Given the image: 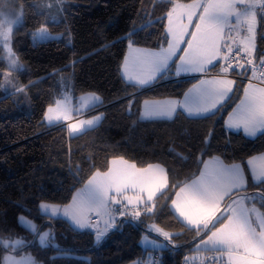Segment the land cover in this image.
Segmentation results:
<instances>
[{"label":"snow or ice","instance_id":"obj_1","mask_svg":"<svg viewBox=\"0 0 264 264\" xmlns=\"http://www.w3.org/2000/svg\"><path fill=\"white\" fill-rule=\"evenodd\" d=\"M56 2L57 11H63V0ZM156 6L163 13L157 17L164 29L161 44L158 48L136 47L133 37L141 29L134 27L123 38L127 39L132 55H126L119 66L122 80L126 87L142 91L170 74L175 65L177 76L185 74L195 83L183 92L182 98L144 100L139 119L172 123L181 118L189 123L211 120L225 110L235 95L238 97L235 106L226 118L221 116L224 121L221 134L228 133L231 137L234 133L240 141L257 138L258 134L264 137V52H260L257 42L258 35L264 41L257 27L258 18L264 19V0H191L190 3L163 0L160 5H153ZM47 7L52 9L53 5ZM23 15V6L16 11L10 0H0V45L8 64L0 88L10 85L15 89L12 95L25 91L24 86L16 85L9 76L11 71L22 67L13 49V37L14 27L22 24ZM32 37L34 44L53 38L44 25ZM134 99L133 94L128 100L129 115ZM81 100V107L74 108L67 96L56 99L44 111L43 121L55 126L61 120L71 121L73 113L82 115L84 108L103 104L95 93H88ZM103 119L104 114L100 113L68 122L69 135L91 130ZM215 138V125L202 138L197 137L199 155L194 157L195 168L182 179L180 173L163 163L139 166L123 156L108 159L106 170L91 165L95 170L86 179L79 176L81 168L77 166L73 179L76 183L83 181V187L73 191L65 204L41 201L39 212L50 221L68 223L72 231L91 229L90 234H94L99 244L120 224L139 225L143 217L158 219L167 210V215L181 228L195 232L200 241L198 252L215 254L214 264H264V152L247 155L245 161L243 155H237V151H244L245 144L238 142L233 147V140L228 138L222 151L213 147ZM175 158L186 164L189 156L176 153ZM69 172L72 174L71 168ZM249 187L258 192L249 194ZM162 197L164 202L157 207ZM117 216L122 219L117 221ZM18 223L30 232L33 240L12 233L0 235V248L6 253L0 264H41L25 252L27 247L36 248L37 240L39 248L51 245L57 249L58 256L67 255L54 243L50 225H38L23 215L18 217ZM148 232L163 237L172 247H176L174 241L180 235L165 231L155 222L148 226ZM148 243L156 248L164 246L155 239ZM133 264H158V261L149 256Z\"/></svg>","mask_w":264,"mask_h":264},{"label":"trees","instance_id":"obj_2","mask_svg":"<svg viewBox=\"0 0 264 264\" xmlns=\"http://www.w3.org/2000/svg\"><path fill=\"white\" fill-rule=\"evenodd\" d=\"M10 1L23 6L22 24L14 28L13 49L23 65L17 76L25 87V94L12 95L0 88V235L12 233L33 240L30 232L18 223V217L23 215L38 225H50L54 243L67 252L58 256L56 248L51 245L39 248L37 242L36 248L25 249L43 264H126L144 257L146 251L141 239L148 232V225L155 222L166 231L180 233L174 241L176 247L169 244L159 258L157 256L158 264H181L184 254L191 251L199 239L194 231L181 228L167 215V210L158 219L143 217L139 225L124 222L97 244L91 230L72 231L68 223L50 221L39 212V204L41 201L67 203L72 192L83 184L73 179L76 167L81 168L79 176L86 179L90 171L95 170L91 165L106 170L107 160L113 156L134 160L139 166L163 163L180 173L182 179L195 168L194 157L199 155L197 137L202 138L213 125L214 148L223 151L225 140L231 138L233 147L238 142L246 145L243 152L237 151L245 160L247 155L263 152L264 137L259 134L246 141H240L234 133L231 137L228 133L221 134L224 123L221 116L226 118L238 97L234 95L225 110L211 120L189 123L181 118L172 123L139 119L142 101L180 97L195 82L188 77H174L175 65L170 74L142 91L126 87L121 78L119 66L128 47L127 39L123 38L134 27L141 29L133 37L136 46H160L164 29L157 17L163 13L160 6L153 5H160L163 0H63V11L56 20L36 9L35 4L39 6L41 0ZM41 25L51 33H59L60 37L34 44L32 33ZM257 27L259 34L264 35V19L258 18ZM257 42L260 52H264V41L259 35ZM6 69L0 46V82L1 72ZM64 88H70L75 97L95 92L102 98L99 110L104 119L98 126L70 136L62 124L43 123L44 111ZM133 94L132 115H129L128 100ZM176 153L189 156L187 163L178 161ZM73 184L75 188H71ZM247 191L249 194L258 192L252 187ZM163 202L162 197L157 207ZM168 203L170 205V201ZM4 253L0 248V260Z\"/></svg>","mask_w":264,"mask_h":264},{"label":"rangeland","instance_id":"obj_3","mask_svg":"<svg viewBox=\"0 0 264 264\" xmlns=\"http://www.w3.org/2000/svg\"><path fill=\"white\" fill-rule=\"evenodd\" d=\"M10 2H11V1H10ZM11 3H12V2H11ZM12 4H13V3H12ZM49 4L53 5V8H52V9H49V8L47 7V5H49ZM13 5H14V8H15L16 11H19V10H20V8H21L20 6H17V5H15V4H13ZM38 5H39V6H37V4H35V7H36V9H37L38 11H43V12H45V13L47 14V16H50L51 18H53V19H55V20L58 19V15H59V13H61V11H57V8L59 7V5H57L56 0H41V2L38 3ZM15 27H16V26H15ZM15 27H14V28H15ZM37 30H38V29H37ZM37 30H36V31H37ZM48 32H49V31H48ZM49 34H50V37H53V38H59V37H60V34H59V33H51V32H49ZM0 46H1V48H2V45H0ZM2 49H3V48H2ZM5 56H6V54H5V52L3 51V59H4L5 62H6L7 69L1 72V74H2V81L4 80V74H5V72L8 71V64H7V61H6V59H5ZM19 62H20V61H19ZM20 64L22 65L21 62H20ZM22 67H23V65H22ZM22 67H20L18 70H13V71H11V72L9 73V76H10V79L12 80V82L15 83V84L18 85V86H22V85L19 83V78H18V76H17V71H19L20 69H22ZM2 88H3V90H4L5 93H12V92L15 91V89L12 88L10 85H9V86H6V87H2ZM22 93L25 94V91L22 92ZM88 93H95V92H88ZM88 93H84V94H82V95H79V96L75 97V96H73V94H72L70 88H64L63 91H62V93H61L60 95L56 96V97L53 99L52 104L55 103L56 99H63L65 96H67V98L69 99L71 105H72L74 108H79V107H81V105H82V100H81V98H82L84 95L88 94ZM95 94H97V93H95ZM97 95H98V94H97ZM148 100H150V99H148ZM48 106H49V105H48ZM100 108H101V107H100L99 105H98L96 108H91V109H89V108H84V109H83V114H82V115H78V114H76V113H73V118H72L71 121H64V120H61L59 124L64 125V126L66 127L67 133L69 134V131H68V129H67V123H68V122L75 123L76 121H78V120H80V119H87V118H91V117H93V116H96V115L102 113V111L99 110ZM42 121H43V119H42ZM43 123H44L45 125H48L47 122H45V121H43ZM74 135H76V134H74ZM72 136H73V135H72ZM81 187H83V184H82L79 188H81ZM60 205H61V204H60ZM120 219H121V217L117 216V221H119ZM119 226H120V225H119ZM148 226H149V225H148ZM147 229H148V228H147ZM45 230H46V228H45ZM86 230H88V229H86ZM89 230H91V229H89ZM165 231H166V230H165ZM169 232H171V231H169ZM171 233L176 234L177 232H176V233H175V232H171ZM178 233H179V232H178ZM152 234H154V236H153V235H150V234L147 232V233H145V234L142 236V239H141L142 246H143L144 250L148 253V257H143L142 260H144V259H148L149 256H151L152 258H154L155 260L158 261L157 256H158V258H159V256L163 253V251H164L167 247H169L168 242L165 241L163 237L158 236V235H157L156 233H154V232H152ZM179 234H180V233H179ZM93 236H94V234H93ZM146 237H147V238H146ZM151 239H155V240L161 242L164 246H163V247H160V248H156V247H154L151 243H148V240H151ZM94 240H95V237H94ZM37 243H38V240H37ZM199 243H200V241H197V242L194 244V246L192 247V248L194 249V251H192V252L189 253V264H194L193 259H194V257H195V253H196V250H197V245H198ZM25 252H26V253H31V254H32V252H31L30 250H25ZM5 254H6V253H4L3 256H4ZM32 255H33V254H32ZM3 256H2V258H3ZM33 256H34V255H33ZM138 260H141V259H138ZM135 261H136V260H135ZM133 262H134V261L129 262V263H126V264H133ZM41 264H43V263L41 262Z\"/></svg>","mask_w":264,"mask_h":264},{"label":"built area","instance_id":"obj_4","mask_svg":"<svg viewBox=\"0 0 264 264\" xmlns=\"http://www.w3.org/2000/svg\"><path fill=\"white\" fill-rule=\"evenodd\" d=\"M245 81H247L245 79ZM192 252V251H187L183 258H182V261H181V264H186V258H187V264H189V253ZM215 254L213 253H207V252H203V251H200L198 252L196 250V253H195V259H193L194 261V264H214V261L212 259V257L214 256Z\"/></svg>","mask_w":264,"mask_h":264},{"label":"crops","instance_id":"obj_5","mask_svg":"<svg viewBox=\"0 0 264 264\" xmlns=\"http://www.w3.org/2000/svg\"><path fill=\"white\" fill-rule=\"evenodd\" d=\"M190 3V2H189ZM258 24V23H257ZM136 47H138V48H145V47H140V46H136ZM126 55H128V56H131L132 55V52H131V50L127 47V49H126V53H125V55H124V58H125V56ZM124 60V59H123ZM191 75H198V74H191ZM249 75H251V72L249 71ZM174 77H176V78H179V77H188V76H186L185 74H181L180 76H177L176 74H175V68H174ZM195 83V82H194ZM244 83H247V81L246 82H244ZM187 90V89H186ZM185 90V91H186ZM182 96H183V94L180 96V98H182ZM173 98V97H172ZM165 98H159V99H150V100H164ZM143 104V101H142V103H141V105ZM235 106V105H234ZM232 110V109H231ZM230 110V111H231ZM228 115V114H227ZM227 115H226V117H227ZM264 152V151H263ZM259 153H257V154H254V155H258ZM246 161V160H245ZM249 177H250V173H249ZM89 230V229H88ZM92 231V230H91ZM192 250H194V249H192ZM198 251V250H197ZM144 257H148V253L146 252L145 253V255H144ZM142 260V259H141Z\"/></svg>","mask_w":264,"mask_h":264}]
</instances>
